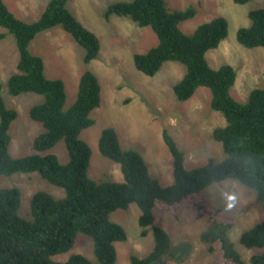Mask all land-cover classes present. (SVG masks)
Returning <instances> with one entry per match:
<instances>
[{"label":"trees","instance_id":"1","mask_svg":"<svg viewBox=\"0 0 264 264\" xmlns=\"http://www.w3.org/2000/svg\"><path fill=\"white\" fill-rule=\"evenodd\" d=\"M250 0H235L245 4ZM68 0H49L41 18L32 23L15 16L0 0V26L16 37L20 61L8 80L9 92L18 95L36 92L45 95L43 103L33 106L31 118L43 125L35 137L36 153L14 157L10 153L9 129L17 112L6 106L0 95V175L38 172L49 183L65 190L57 198L46 191L36 192L31 199V219L20 216L22 193L18 187L0 189V264H94L82 254L66 261L55 256L75 245L78 233L94 241V253L100 264H115L116 242L126 241L124 227L110 220L117 209L135 203L141 209L138 219L141 235L152 228L155 246L145 257L131 256L132 264H154L171 250L169 233L160 227L163 214L177 217L184 208L204 216L211 226L203 233L208 251L218 259L216 264H264V250L246 263L228 239L234 224L223 211L202 195L213 183L235 179L257 192L264 204V88H254L245 103L231 95L237 79L233 66L215 69L206 58L228 35V21L217 17L184 33L181 23L195 16V10L172 11L166 0H129L109 5L106 18L126 16L140 26L151 27L159 43L146 53L136 54L134 64L145 75H155L167 61H178L187 67L184 77L174 86L180 101L190 99L199 87L212 92L211 107L226 118V125L214 129V138L223 145L225 159L210 158L203 165L185 166V154L165 130L163 138L173 156V182L163 186L151 175L144 157L125 150L114 127L103 129L99 139L101 154L121 166L123 182L97 181L89 174L91 148L81 139L82 131L95 124L91 116L101 102L98 77L86 70L80 77L75 103L65 108L67 93L61 79H49L41 56L30 52V45L42 31L61 25L87 53L85 62L97 58L100 44L97 36L85 28L67 6ZM251 24L237 33L240 44L247 48L264 47V7L249 13ZM5 35L1 34L0 39ZM1 92V86H0ZM61 140L65 141L69 161L63 163L54 153H46ZM240 242L247 248H264V221L244 231Z\"/></svg>","mask_w":264,"mask_h":264},{"label":"rangeland","instance_id":"2","mask_svg":"<svg viewBox=\"0 0 264 264\" xmlns=\"http://www.w3.org/2000/svg\"><path fill=\"white\" fill-rule=\"evenodd\" d=\"M49 0H4L15 16L28 23L36 22ZM129 0H68L67 6L78 21L95 33L100 49L97 58L85 62L86 49L61 25L40 32L29 49L43 58L45 74L49 79H61L65 83L67 101L71 107L78 95L81 75L92 71L101 84V102L91 116L95 124L85 128L81 139L91 148L90 176L97 181L123 182L124 176L118 162L105 157L99 150V139L106 127H114L121 147L142 155L152 176L163 186L173 182V156L164 141L166 130L185 154V166L193 168L205 165L210 158L217 162L225 159L223 145L214 136V129L226 125L225 116L211 107L212 92L199 87L186 101H180L174 86L187 72L186 65L178 61L165 62L152 76L140 72L134 64V56L146 53L159 43V37L151 27L140 26L126 16L111 15L106 18L109 5ZM172 11L195 10V16L180 25L184 33L194 32L200 25L217 17L228 21V35L217 48L207 52L206 58L212 68L228 64L237 72L231 95L245 103L254 88H264V47L247 48L237 39L238 30L251 24L249 13L264 7V0H250L237 4L235 0H166ZM0 95L6 106L17 112L9 133L10 153L22 157L36 153L33 141L44 131L41 123L30 116L33 106L43 103L45 95L9 92V77L17 71L20 54L16 37L0 26ZM61 162L69 161L65 141L61 140L50 150ZM18 187L22 193L19 214L31 219V199L38 191H46L57 198L65 190L49 183L40 173L18 172L10 176L0 175V189ZM203 197L223 211L233 221L228 239L234 244L246 263L264 248H247L240 242L242 233L264 221V204L257 199V192L235 179L213 183L203 190ZM140 207L132 203L127 209H117L110 220L122 225L127 240L116 242L115 264H132L131 256L145 258L155 246L152 228L142 236L143 228L138 219ZM171 238V250L161 261L154 264H216L218 259L208 251L203 233L211 226L204 217L192 214L184 208L174 217L165 213L160 221ZM74 254H82L94 264H100L94 253L93 239L78 233L70 250L56 255L55 260L66 261Z\"/></svg>","mask_w":264,"mask_h":264},{"label":"crops","instance_id":"3","mask_svg":"<svg viewBox=\"0 0 264 264\" xmlns=\"http://www.w3.org/2000/svg\"><path fill=\"white\" fill-rule=\"evenodd\" d=\"M70 9V8H69Z\"/></svg>","mask_w":264,"mask_h":264}]
</instances>
